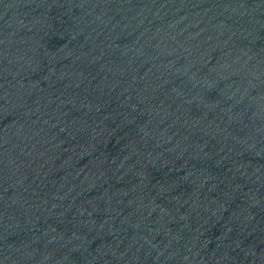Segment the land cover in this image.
Listing matches in <instances>:
<instances>
[{
    "label": "water",
    "instance_id": "95a60500",
    "mask_svg": "<svg viewBox=\"0 0 264 264\" xmlns=\"http://www.w3.org/2000/svg\"><path fill=\"white\" fill-rule=\"evenodd\" d=\"M0 264H264V0H0Z\"/></svg>",
    "mask_w": 264,
    "mask_h": 264
}]
</instances>
